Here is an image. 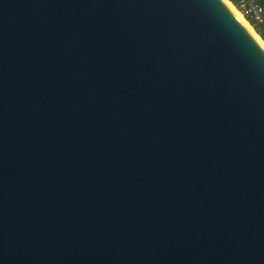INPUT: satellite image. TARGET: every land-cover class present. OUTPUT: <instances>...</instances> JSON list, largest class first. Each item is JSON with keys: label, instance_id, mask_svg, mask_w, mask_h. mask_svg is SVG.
<instances>
[{"label": "water", "instance_id": "1", "mask_svg": "<svg viewBox=\"0 0 264 264\" xmlns=\"http://www.w3.org/2000/svg\"><path fill=\"white\" fill-rule=\"evenodd\" d=\"M224 0H0V264H264V50Z\"/></svg>", "mask_w": 264, "mask_h": 264}, {"label": "built area", "instance_id": "2", "mask_svg": "<svg viewBox=\"0 0 264 264\" xmlns=\"http://www.w3.org/2000/svg\"><path fill=\"white\" fill-rule=\"evenodd\" d=\"M251 26L264 42V0H226Z\"/></svg>", "mask_w": 264, "mask_h": 264}, {"label": "bare ground", "instance_id": "3", "mask_svg": "<svg viewBox=\"0 0 264 264\" xmlns=\"http://www.w3.org/2000/svg\"><path fill=\"white\" fill-rule=\"evenodd\" d=\"M227 7L231 11V13L237 18V20L246 28V30L251 34V36L255 39V41L259 44V46L264 50V42L263 40L252 30L251 26L243 19V17L226 1Z\"/></svg>", "mask_w": 264, "mask_h": 264}, {"label": "trees", "instance_id": "4", "mask_svg": "<svg viewBox=\"0 0 264 264\" xmlns=\"http://www.w3.org/2000/svg\"><path fill=\"white\" fill-rule=\"evenodd\" d=\"M256 31L261 34V32H260V30L258 28H256Z\"/></svg>", "mask_w": 264, "mask_h": 264}, {"label": "rangeland", "instance_id": "5", "mask_svg": "<svg viewBox=\"0 0 264 264\" xmlns=\"http://www.w3.org/2000/svg\"><path fill=\"white\" fill-rule=\"evenodd\" d=\"M253 31H254V29H253ZM255 32V31H254ZM256 34H257V32H255ZM258 36H259V34H257ZM260 37V36H259ZM261 38V37H260Z\"/></svg>", "mask_w": 264, "mask_h": 264}]
</instances>
